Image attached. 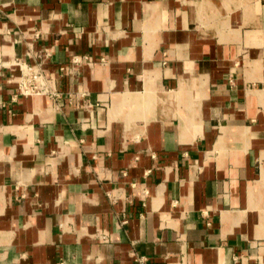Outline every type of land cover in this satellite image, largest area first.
Instances as JSON below:
<instances>
[{"label": "crops", "instance_id": "0c3cea01", "mask_svg": "<svg viewBox=\"0 0 264 264\" xmlns=\"http://www.w3.org/2000/svg\"><path fill=\"white\" fill-rule=\"evenodd\" d=\"M252 2L0 0V264H264Z\"/></svg>", "mask_w": 264, "mask_h": 264}, {"label": "built area", "instance_id": "2783aa9c", "mask_svg": "<svg viewBox=\"0 0 264 264\" xmlns=\"http://www.w3.org/2000/svg\"><path fill=\"white\" fill-rule=\"evenodd\" d=\"M38 59L41 62L45 61L49 56L50 52L45 51L43 53H38ZM79 56L73 58V62L80 61ZM15 65L20 68V76L18 80V94L24 96H35V95H49L53 98H58L60 96V91L52 86L49 76L45 73L42 63L31 64L24 60L16 59L14 61ZM69 65L62 66L61 71H66L69 69ZM16 95V96H17ZM100 239L103 242L110 240L108 234L102 233Z\"/></svg>", "mask_w": 264, "mask_h": 264}, {"label": "rangeland", "instance_id": "374dc122", "mask_svg": "<svg viewBox=\"0 0 264 264\" xmlns=\"http://www.w3.org/2000/svg\"><path fill=\"white\" fill-rule=\"evenodd\" d=\"M250 9H257L259 10L260 8V0H253V2L251 3ZM250 188L252 189L251 193L258 195L257 198L260 200V198H262V200L264 201V167L262 169V174L260 176V178L256 181L255 184L251 185ZM257 199V200H258ZM261 207H258L256 210H259L260 214H263L264 209H260Z\"/></svg>", "mask_w": 264, "mask_h": 264}, {"label": "bare ground", "instance_id": "6f19581e", "mask_svg": "<svg viewBox=\"0 0 264 264\" xmlns=\"http://www.w3.org/2000/svg\"><path fill=\"white\" fill-rule=\"evenodd\" d=\"M251 194V193H250ZM251 196H253L254 197V195L252 194ZM258 196V195H257ZM258 201H259V199H258ZM260 204V203H259ZM262 205V204H261Z\"/></svg>", "mask_w": 264, "mask_h": 264}]
</instances>
